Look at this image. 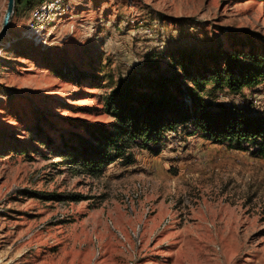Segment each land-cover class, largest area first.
<instances>
[{"label":"rangeland","instance_id":"1","mask_svg":"<svg viewBox=\"0 0 264 264\" xmlns=\"http://www.w3.org/2000/svg\"><path fill=\"white\" fill-rule=\"evenodd\" d=\"M249 31L264 34V0L15 6L0 44V264H264L256 147L214 142L188 123L100 174L64 155L82 121L114 120L103 98L121 78L243 48ZM201 92L214 106L264 112V82L232 93L207 79Z\"/></svg>","mask_w":264,"mask_h":264},{"label":"trees","instance_id":"2","mask_svg":"<svg viewBox=\"0 0 264 264\" xmlns=\"http://www.w3.org/2000/svg\"><path fill=\"white\" fill-rule=\"evenodd\" d=\"M20 2L16 0V6ZM241 43L248 48H219L202 59L183 55L178 62L181 68L171 73L154 74L151 68L121 78L103 98L104 109L114 120L82 121L84 132H71L70 140L64 142V155L100 174L117 160L133 163L134 145L150 147L162 141L168 130L192 123L214 142L241 149L256 147L255 154L264 157V112H250L233 102L220 101L214 106L201 92L207 79L227 86L232 93L264 82V34L249 31ZM186 79L193 84H185Z\"/></svg>","mask_w":264,"mask_h":264},{"label":"water","instance_id":"3","mask_svg":"<svg viewBox=\"0 0 264 264\" xmlns=\"http://www.w3.org/2000/svg\"><path fill=\"white\" fill-rule=\"evenodd\" d=\"M16 0H8L7 8L3 17L2 27L0 29V44L3 42L5 36L8 34L11 18L15 11Z\"/></svg>","mask_w":264,"mask_h":264}]
</instances>
